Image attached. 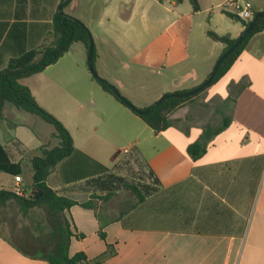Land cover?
<instances>
[{"label": "crops", "instance_id": "1", "mask_svg": "<svg viewBox=\"0 0 264 264\" xmlns=\"http://www.w3.org/2000/svg\"><path fill=\"white\" fill-rule=\"evenodd\" d=\"M61 1L55 0V5ZM198 1L199 12L193 11L188 0H73V7L81 8L87 17L76 16L93 36L97 74L142 110L164 94L191 90L205 81L224 49L207 36L208 31L231 39L243 32L239 21L223 12L227 0ZM248 1L255 12H264L254 4L256 0ZM37 5L47 6L46 17L37 13L28 20L19 19L16 1H12V15L0 19L8 22L2 39L10 32L16 47L24 38L20 23H51L52 6L29 4ZM223 18L236 24L233 32ZM81 50L85 52L84 47ZM69 52L20 82L68 131H89L88 122L76 120L70 102L88 110L90 120L97 119L94 131H100V141L76 146L70 134L75 148L123 181L155 190L141 203L133 195L114 215L103 202L122 190L106 198L104 178L69 182L58 166L50 176V187L79 204L92 202L93 208L74 205L55 215L43 206L54 220L43 247L31 251L53 252L61 239L60 230L68 224L73 234L69 256L83 252L92 260L112 246L113 254L100 264H264V31L247 41L215 84L170 111L171 126L160 132L103 90L88 70L86 53L85 64L60 63ZM11 54L4 52L2 68ZM8 106L0 131L23 125L17 122L18 113L11 111L15 125L6 127L10 123L7 109L12 110ZM226 123L221 131H211ZM111 137L125 145L123 150L115 148L117 141L112 143ZM194 143L205 145L204 154L196 160L188 153ZM4 145L12 160L21 163L20 176L26 186L18 145ZM76 157L95 167L84 156ZM13 185L11 175L10 186L0 188L11 190ZM26 192L27 196L31 193ZM12 204L17 206L11 201L4 208ZM101 229L105 239L99 234ZM24 249L28 250L0 233V264H49L25 255Z\"/></svg>", "mask_w": 264, "mask_h": 264}, {"label": "trees", "instance_id": "2", "mask_svg": "<svg viewBox=\"0 0 264 264\" xmlns=\"http://www.w3.org/2000/svg\"><path fill=\"white\" fill-rule=\"evenodd\" d=\"M12 1L14 0H0V8H5L0 10L1 20H4L6 17H10L12 15L10 8ZM15 1L16 8L18 7L17 10L19 11V15L16 13L15 15L20 17L19 19L24 18L26 20L36 16L37 13L46 17L48 11L47 6L39 8L37 5L38 9L33 6H29V4H37L38 2H41L44 5L50 4L52 6L51 23L43 24L42 26L27 22L20 23L18 26L20 29L23 28L24 38L20 39L18 45L14 47L10 38V32L5 39H2L4 31L8 26V22H0V123L5 120L4 107L6 104H9L18 110H23L30 114L37 115L43 121L52 125L56 130L55 137L59 140V142L57 146L51 149L43 147L41 149V155L31 159L33 184L31 193L28 196H18L12 190L0 188V210L6 207L11 201L17 204L23 216H28V214H30L33 210L43 206H46L55 215H60L74 205H80L84 208H93L92 202L79 204L64 195L59 194L50 187V176L52 175L53 170L58 166H61V173L65 175V177L67 176L66 178L69 182L78 181L84 178H104L105 183L103 190L107 194L106 198L115 195L119 190H128L136 197L137 203L143 202L145 197L155 190V187L129 184L128 182L123 181L120 177L111 173L109 168L75 148L72 137L64 124L53 114L41 107L37 103L30 88L20 82L23 78L41 73L48 66L55 64L60 58L69 52L70 48L75 43L82 44L87 54L89 49V36L87 32L77 22L60 16L57 10L58 5H55V0ZM71 1L72 0H68L65 3L63 10L69 6ZM159 1L162 2L163 0ZM182 1L183 0H176L177 3H181ZM188 1L190 2L194 12L200 11L201 7L198 0ZM223 12L229 18L237 19L235 14L224 10ZM256 14L257 12H255V15ZM262 31H264V17L258 19L254 28L246 36L243 42L222 61L215 77L208 87L215 84L227 73L240 56L247 41L253 35ZM207 36L214 42L220 43L224 46L221 55L229 49L237 39H231L228 36L219 35L213 31H208ZM4 52H11L12 54L8 58L5 67L2 68L3 59L5 57ZM95 56L96 53L94 47L93 65ZM98 83L101 85L103 90L113 95L106 85L100 82ZM191 90L179 91L176 93H186ZM198 94L186 98L165 99L149 114L145 116H138L143 119V121L154 131H165L171 126V122L168 119V113L182 103L196 97ZM117 100L121 102L119 99ZM226 126L227 123L224 126L211 131H221ZM204 152L205 145L203 143H194L188 148V153L193 160L201 157ZM78 154L84 156L89 161H92L95 167L93 168L91 166H87L85 162L76 157ZM0 172L10 174L13 177L20 176L22 174L21 163L12 160L6 146L1 141ZM94 181H98V179ZM42 230H44L43 227L40 228L39 234H42ZM99 234L102 239H105V234L102 232V229ZM60 236L61 239L53 252L39 253L35 250L28 251L24 249L23 253L27 256L41 258L49 264H100L105 258L113 254L112 246L108 245L107 251L102 256L92 260H89L83 252L69 256L68 247L73 234L69 230L68 224L66 228L60 230Z\"/></svg>", "mask_w": 264, "mask_h": 264}, {"label": "rangeland", "instance_id": "3", "mask_svg": "<svg viewBox=\"0 0 264 264\" xmlns=\"http://www.w3.org/2000/svg\"><path fill=\"white\" fill-rule=\"evenodd\" d=\"M254 4L259 10L264 9V1L256 0ZM65 12L73 13L75 16H82L84 19L87 17L82 13L81 8L73 7V0L64 9ZM224 23L229 24V30L233 32L232 25L234 24L231 20L227 18H223ZM86 24V23H85ZM88 27V25H87ZM89 28V27H88ZM98 44V39H97ZM82 47H84L80 43H75L72 45L71 50L67 56H65L60 63L65 62H75L80 64H85V54L86 52L82 51ZM99 49V46L97 45ZM85 49V48H84ZM220 52V51H219ZM87 55V54H86ZM95 62L96 56H95ZM96 64V63H95ZM95 68V67H94ZM63 99H68L67 95H63ZM72 105V112L76 115V120L88 122L86 123V128L89 131H69L73 136L74 142L76 146H81L82 141H86L91 144L98 143L100 141V131H94L97 128V119L93 118L90 120L88 115V110L78 108L76 102H70ZM7 116L10 118V123L6 124L7 128H10V125H15L12 123V119L14 116L11 114V111H15L18 113L16 115L17 122H22L23 125H20L17 130L13 131H0V141L4 144L9 145H18L20 150V155L23 158L24 170H23V178H24V188L31 192L32 190V182H33V170L30 167L31 159L41 155V149L44 147L46 149H51L58 145L59 140L55 137L56 130L55 128L43 121L40 117L34 114H30L23 110H16L13 106H8ZM10 111V112H9ZM19 111V112H16ZM90 120V121H89ZM77 123L79 127H82V123ZM112 143H115L114 137H111L110 140ZM12 143V144H11ZM121 141H117L115 144V148L117 150H123L125 145ZM110 147V145H109ZM111 149V147H110ZM110 153V152H109ZM123 153L121 152V156ZM11 183V175L0 172V186H4L5 188L9 187ZM129 184H134L128 182ZM133 198L132 192L128 190H122L115 196L111 197L108 201L103 202V206L109 209H112L113 214L115 215V210L120 209L127 204L126 201L128 199ZM42 209H38L28 215L27 217L22 216L18 211L16 205L12 204L7 208H4L0 212V233L5 237L9 238L16 242L20 247H27L29 251L33 250L35 247L39 248V246L43 247L44 241L49 237V224L53 222V217L50 216L48 212H44ZM51 226V225H50ZM43 227L42 234H39L40 228Z\"/></svg>", "mask_w": 264, "mask_h": 264}, {"label": "water", "instance_id": "4", "mask_svg": "<svg viewBox=\"0 0 264 264\" xmlns=\"http://www.w3.org/2000/svg\"><path fill=\"white\" fill-rule=\"evenodd\" d=\"M68 0H62L58 6V14L60 16H62L65 19H70L72 21L77 22L79 25H81L84 30L87 32L88 36H89V49H88V53H87V67L89 72L91 73L92 77L106 85L110 91L112 92V94L119 99L124 105H126L128 108H130L133 112H135L137 115L139 116H145L147 114H149L150 112H152L156 107L159 106V104L168 98H186V97H191L194 96L198 93H200L201 91H203L206 87H208L213 78L216 75V72L220 66V64L222 63V61L229 55L231 54L242 42L243 40L246 38V36L252 31V29L254 28L256 22L258 21L259 18L264 17V12H259L256 15H254V17L250 20L247 21L243 18L237 17V20L239 21V23L244 27L243 32L239 35V37H237L235 43L229 48L227 49L222 55H220V57L218 58V60L216 61L214 67L212 68L211 72L209 73L208 77L205 79V81L198 87H196L195 89L188 91L186 93H168V94H164L161 97H159L152 105H150L147 109L145 110H141L136 108L129 100H127L120 92L119 90L113 86L109 81H107L106 79L101 78L93 65V51H94V40H93V36L91 34L90 29L87 27V25L80 20L79 18L66 13L63 10V6L65 5V3Z\"/></svg>", "mask_w": 264, "mask_h": 264}, {"label": "built area", "instance_id": "5", "mask_svg": "<svg viewBox=\"0 0 264 264\" xmlns=\"http://www.w3.org/2000/svg\"><path fill=\"white\" fill-rule=\"evenodd\" d=\"M222 7L225 11L235 14L237 17L247 21H250L255 15L253 5L248 0H227ZM11 190L18 196H27L26 189L22 185L21 176L14 177V185Z\"/></svg>", "mask_w": 264, "mask_h": 264}]
</instances>
